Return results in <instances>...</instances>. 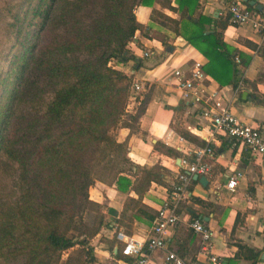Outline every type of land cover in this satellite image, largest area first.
<instances>
[{"label": "trees", "instance_id": "1", "mask_svg": "<svg viewBox=\"0 0 264 264\" xmlns=\"http://www.w3.org/2000/svg\"><path fill=\"white\" fill-rule=\"evenodd\" d=\"M94 1L97 8L84 21L79 13ZM154 1L179 11V18H173L152 9L208 58L202 65L206 73L233 88L247 81L239 65H247L248 58L222 40L229 15L195 14L198 0H175L177 6L171 0H20L10 23L16 47L5 57L7 66L0 76V155L12 160V187L7 194L0 189V264L18 257H23L22 264H96L90 238L108 222L103 211L95 225L84 218L90 204L100 206L89 198V187L98 180H116L127 192L118 213L107 207L114 215L112 241L118 228L130 231L133 212L154 217L156 211L141 201L152 180L171 189L159 164L132 162L126 141L114 135L120 125L138 130L149 97L144 91L139 98L138 90V105L128 113L133 74L116 64L134 59V67L140 65L129 42L137 29L148 32L133 8ZM205 23L211 27L205 28ZM25 136H32L28 145L22 141ZM184 137L202 144L188 130ZM153 146L172 157L180 155L163 141ZM213 166L212 161L211 171ZM132 167L133 180L125 175ZM130 190L137 197L129 195ZM191 198L212 206L200 197ZM236 245L234 257L256 264L261 249L240 241ZM119 247L117 243L115 255Z\"/></svg>", "mask_w": 264, "mask_h": 264}, {"label": "crops", "instance_id": "2", "mask_svg": "<svg viewBox=\"0 0 264 264\" xmlns=\"http://www.w3.org/2000/svg\"><path fill=\"white\" fill-rule=\"evenodd\" d=\"M230 1L232 0H198L195 14L201 13L213 18L227 15L226 7ZM242 1L247 5V1ZM256 1L263 4L260 9L263 10L264 0ZM171 4L177 6L175 0H171ZM153 8L173 18H179L177 9L161 5L158 1L151 5L134 6L137 21L143 24L148 32L144 34L137 29L129 42V48L139 58L140 65L134 67V59L116 65L132 73V80L142 83L139 98L144 91H149V97L144 111L139 116L138 130L133 131L129 126L120 125L115 128L114 135L118 141H126L128 156L132 162L141 165L159 164L166 183L175 180L180 168L177 157L183 152L178 150L180 155L172 157L158 151L153 143L160 140L177 150L178 135L184 136L186 130L198 136L202 144L207 136L214 150V166L207 176L208 183L204 185L196 179L191 186L190 195L210 201L212 206L198 203L189 195L190 197L182 202L180 219L172 229L167 248L185 258L198 257L201 264H207L202 253L201 237L192 231L187 223L189 217L199 215L213 231L208 247L210 253L224 254L227 262L231 260L232 264H248V260L234 257L236 243L240 241L261 249L256 264H264V157L253 155L239 145L232 146L222 133H210L209 122L200 114L199 105L181 97L173 71L181 68L188 73L193 59L200 60L204 65L208 58L181 35L175 34L172 23L154 16ZM204 25L205 28L211 27L210 23ZM222 40L229 47L238 49L245 59L248 58L247 65H239V71L247 81L242 83L240 91H236L231 83L220 84L203 70L206 75L204 83L217 88L231 111L240 119L264 129V102L261 100L264 94V38L249 24L227 23L222 30ZM145 50L149 52L146 56L143 55ZM252 95L257 98L252 99ZM138 102L136 97L129 98L126 105L128 113L134 111ZM168 133L169 140H166ZM183 144L189 149L200 145L188 139H185ZM134 169L132 167L125 173L131 180L136 178L132 171ZM234 171H239L240 175L236 189L230 192L225 187V182L227 176ZM96 182L89 187V197L105 204L103 211L105 218H108V226L104 227L102 233L100 231L95 235L96 242L91 244L94 247L96 264H111L119 241L116 238L112 241L114 215L107 212V207L114 208L118 213L122 209L127 192L118 188L116 180ZM102 184L105 186L104 191ZM166 191V184L152 180L141 196V201L148 209L156 211L166 196ZM128 194L137 197L133 190ZM132 217L130 231H124L137 238L144 237L153 218L149 219L135 212ZM164 255L165 249L155 250L150 254L149 264H167Z\"/></svg>", "mask_w": 264, "mask_h": 264}, {"label": "built area", "instance_id": "3", "mask_svg": "<svg viewBox=\"0 0 264 264\" xmlns=\"http://www.w3.org/2000/svg\"><path fill=\"white\" fill-rule=\"evenodd\" d=\"M227 13L229 23L236 25L249 24L264 38V8L255 10L244 4L242 0H232L228 3ZM145 50L143 55H148ZM238 61L239 58L235 56ZM177 87L181 90V97L189 99L199 105L200 114L208 120L210 133H222L230 141L232 146H241L253 155L264 157V129L261 126L251 124L240 119L231 111L223 100L219 90L209 87L204 83L205 72L202 62L193 59L188 73L181 68L173 71ZM242 82L234 88L242 89ZM131 94L134 98L136 90L142 88V83L132 80ZM170 133L166 140H169ZM177 150L183 152L179 156V166L175 180L171 183V189H167L166 196L156 209L151 227L144 237L137 238L127 233L122 228L115 232V238L119 241V255H114L111 264H149L150 254L157 249H165L164 261L167 264H201L196 258H185L176 251L167 248L168 239L173 227L180 219L178 211L180 204L192 193L191 186L196 181L193 173L208 176L211 173L212 161L215 158L210 139L206 136L201 145L193 149L186 148L183 144L185 137L178 135ZM239 171H234L227 176L225 187L231 192L238 185ZM188 226L198 233L202 241V253L207 264H228L224 254L210 253L208 247L213 234L208 224L198 216L189 217Z\"/></svg>", "mask_w": 264, "mask_h": 264}, {"label": "rangeland", "instance_id": "4", "mask_svg": "<svg viewBox=\"0 0 264 264\" xmlns=\"http://www.w3.org/2000/svg\"><path fill=\"white\" fill-rule=\"evenodd\" d=\"M19 1L20 0H0V76L3 73L2 69H5L7 66V61L5 60V57L7 56L9 58L11 56L12 50L16 47L15 44H14V47H12V44L15 42V27L10 25V23L12 21V13L15 10V8H17L16 3H18ZM96 8H97L96 2L95 1L90 2L84 7L83 11L80 12L79 15L82 16V19L84 21H87L89 14L92 13ZM56 29L59 31L58 28ZM137 91L138 90H136L135 93ZM47 93L48 92L45 91L44 96H46ZM135 93L133 92L134 95ZM128 102H129V98H128ZM31 137L32 136L23 137L22 138L23 143L28 145V143L31 141L30 140ZM96 183L97 182H95L94 184ZM102 185L103 186L101 187H102V190L104 191L105 186L104 184ZM11 187H12V160L7 158L2 153L0 155V189H3L1 190V193H6V194L9 193V190ZM88 194H89V189H88ZM98 203H100V206H97L95 204H90L89 208L87 209V212L84 215V218L90 224H94V225L97 224V220H98L97 217L99 213L103 211V209L105 208V204L101 202H98ZM104 221L105 223H107L108 218H104ZM104 227H106V225H103L100 228L101 233L103 232ZM90 241H91L90 243L92 242L94 243V241L96 242V236L95 238L93 237L90 238ZM22 262H23V257L9 258L8 260V264H22Z\"/></svg>", "mask_w": 264, "mask_h": 264}, {"label": "water", "instance_id": "5", "mask_svg": "<svg viewBox=\"0 0 264 264\" xmlns=\"http://www.w3.org/2000/svg\"><path fill=\"white\" fill-rule=\"evenodd\" d=\"M245 1H247L249 4L253 5L258 10L262 9V7H263V4L261 2L256 1V0H245ZM245 93H246V91L243 92V95H245ZM177 162H179V157H177ZM192 178L198 179L200 181V183H202L204 185H206L208 183V178L206 175H198L197 173H193Z\"/></svg>", "mask_w": 264, "mask_h": 264}]
</instances>
